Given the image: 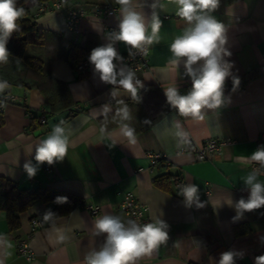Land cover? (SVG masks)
Segmentation results:
<instances>
[{
    "label": "crops",
    "instance_id": "1",
    "mask_svg": "<svg viewBox=\"0 0 264 264\" xmlns=\"http://www.w3.org/2000/svg\"><path fill=\"white\" fill-rule=\"evenodd\" d=\"M153 0H136L138 10L150 18ZM36 25L50 34L44 48H29L51 60L50 77L44 85L9 86L4 93V124L0 128V175L14 181L29 192L41 187L61 189L83 199L65 216L45 220L50 203H35L20 214L19 229L10 231L6 214L0 211V264H84L85 255L103 243V236L93 234L94 221L104 214L118 215L125 191H132L148 208L149 222L163 218L169 225L168 240L151 254L142 256L136 264H218L220 254L234 251L235 264H255L264 255V210L245 212L234 219V208L223 204L229 200L247 198L249 192L243 179L252 171L250 155L264 145V0H220L212 13L228 29L227 57L233 67L225 82V104L220 109L205 110L203 120L181 117L166 101L164 90L178 86L181 94L191 88V80L170 64V45L186 27L175 15L174 0H158L156 12L162 21L157 40L150 45V67L137 72L144 88L136 102L118 86L100 81L93 65L79 76L66 59L71 44L85 48L89 57L93 48L106 43L103 24L117 27L119 5L115 0H68L70 7L89 12L94 4L115 5V15L99 17L89 14L80 22V31L72 32L65 25L64 11L36 14L37 4L27 3ZM168 15V16H167ZM151 35V28L148 29ZM121 56L127 47L116 44ZM249 69L258 75L243 82ZM241 80L233 88L232 78ZM231 83L232 87H227ZM112 88L116 95L111 96ZM8 96L14 102L6 101ZM127 104L130 119L122 118L120 109ZM107 105L108 111H102ZM77 112L69 114L70 109ZM45 111L46 123L37 118ZM33 116L34 121L30 118ZM64 122L69 139L65 158L56 162L51 172L41 165L34 177H29L23 165H36L35 146L47 138L52 128ZM147 121L148 123H146ZM179 121L185 140L174 135L173 122ZM127 127L134 129L132 137ZM230 138L234 144L225 145L220 154L196 161L191 154H179L182 142L203 143L206 139ZM148 152L163 153L170 165L150 164ZM257 164V163H256ZM166 177L167 188L155 183ZM178 179L196 184L199 199L204 204L187 207L179 195ZM264 183V174L258 177ZM99 207L92 215L85 205ZM40 218L44 225L32 232V220ZM63 237V238H61ZM20 239H28L35 252L27 261L17 252ZM8 244L11 247H8ZM242 254V257H241Z\"/></svg>",
    "mask_w": 264,
    "mask_h": 264
},
{
    "label": "clouds",
    "instance_id": "2",
    "mask_svg": "<svg viewBox=\"0 0 264 264\" xmlns=\"http://www.w3.org/2000/svg\"><path fill=\"white\" fill-rule=\"evenodd\" d=\"M119 5L120 19L118 31L105 33L106 43L93 48L88 57L93 65L94 73L101 82L118 86L130 98L139 102L140 89L144 88L136 73L125 62L124 57L116 48L117 43L124 44L131 54V50L146 52V45L157 40L162 27V21L156 8L158 0L150 5L152 12L150 18L142 10H138L136 0H115ZM177 5L175 15L185 21L186 27L170 45L172 58L170 64L179 70L183 68V76L191 80V88L186 94H181L178 86L168 87L164 90L167 103L172 109L185 118L203 120L205 110L220 109L225 104V82L232 76V63L226 59L231 56L228 48V29L212 13L218 8L220 0H174ZM24 15V8L17 6V0H0V64L9 61L11 53L7 48L8 41L13 33L20 28L18 21ZM151 28V35L148 29ZM233 88L239 84V79L232 78ZM7 80H0V96L9 88ZM116 89L112 88L111 96H115ZM103 105L102 111H108ZM122 118L130 119L127 104L120 109ZM148 123L147 121H145ZM174 135L185 140L184 132L179 121L173 122ZM126 135L132 137L134 129L127 127ZM69 139L64 122L56 124L47 138L42 139L35 146V161H26L23 168L27 175L34 177L38 166L44 163L52 165L62 161L68 151ZM251 161L259 167L253 169L244 179L249 194L247 198L241 197L233 201L232 198L222 202L234 208L239 219L245 212L264 207V183L258 177L264 174V145L258 146L250 155ZM184 198L187 207L195 205L201 208L204 204L199 199V188L196 184H186L178 193ZM67 197L58 196L56 203H66ZM54 213L48 211L44 214L45 220H51ZM169 225L161 217H154L151 222L139 223L129 219L124 221L118 215L104 214L94 221L93 234L103 236V243L92 249L84 257V264H136L142 256L151 254L165 243L168 238ZM63 238V237H61ZM0 243H7L0 237ZM8 247H11L8 244ZM237 253L226 251L220 254L218 264H235ZM242 257V254H241ZM255 264H264V255L255 258Z\"/></svg>",
    "mask_w": 264,
    "mask_h": 264
},
{
    "label": "trees",
    "instance_id": "3",
    "mask_svg": "<svg viewBox=\"0 0 264 264\" xmlns=\"http://www.w3.org/2000/svg\"><path fill=\"white\" fill-rule=\"evenodd\" d=\"M32 1L37 9L42 2L49 0H17V6L24 8V15L18 21L20 28L10 37L7 48L11 53L8 63L0 64V80H7L10 86H37L45 91L44 85L50 77L51 60L34 52L29 48H44L49 32L36 25L35 19L31 14L30 6L27 4ZM232 1V0H229ZM66 59L75 68L78 62L85 59L88 55L85 48L80 45L71 44L66 49ZM258 75L256 69H249L242 76L243 82ZM79 76H84L79 74ZM227 87H232L231 83ZM4 102V96H0V105ZM70 109V108H69ZM77 112L71 108L69 114ZM34 121L33 116L30 117ZM3 110H0V128L4 124ZM166 177L156 178L154 181L159 187L167 188ZM67 197L66 203H56L55 198ZM50 203L52 206L47 210L54 213V217L65 216L79 205H83V199L73 193H68L61 189L41 187L35 191L21 189L17 184L0 175V211L6 214L7 225L10 231L19 229L20 214L30 209L35 203Z\"/></svg>",
    "mask_w": 264,
    "mask_h": 264
},
{
    "label": "built area",
    "instance_id": "4",
    "mask_svg": "<svg viewBox=\"0 0 264 264\" xmlns=\"http://www.w3.org/2000/svg\"><path fill=\"white\" fill-rule=\"evenodd\" d=\"M117 7L110 4H94L93 9L89 12L81 8H73L68 5V0H49L46 2H42L37 9L36 14H41L49 11H64L65 15V25L70 31L76 33L80 31V22L82 19L86 18L89 14H94L99 17H106L109 15H115ZM168 16V15H167ZM104 32L110 31H118L117 27L110 26L108 24H103ZM147 51H138L131 50V54H129V50L126 49L124 57V62L132 68L135 72H144V70L150 67L149 58H150V45H146ZM89 60L88 58L82 59L75 66V70L77 74L85 75L87 70L89 69ZM15 97L8 96L6 101L14 102ZM37 121L40 124L46 123V115L45 111L42 110L41 115L37 118ZM235 141L230 138L225 139H206L203 143L196 144L192 141L182 142L177 148V153L179 154H191L196 161H203L210 159L213 155L220 154L225 145L234 144ZM150 160V164L164 163L170 165V160L163 153L156 152H148L147 155ZM56 162L52 165H48L47 163L42 164L44 170L46 172H51L55 167ZM259 165L256 163L251 164V169L258 168ZM178 187H182L185 184V181L182 179H178L177 182ZM86 209L90 211L92 215H97L99 212L98 205L86 204ZM119 209L125 214V220L129 219L136 220L139 223H148V219L146 216V212L148 208L145 204H143L137 195H135L132 191H125L123 193V199L119 205ZM264 210V207L261 208ZM44 223L40 218H34L32 220V232L40 227H43ZM17 252L20 256H23L27 261L34 260L35 252L32 251L28 239H20L17 244Z\"/></svg>",
    "mask_w": 264,
    "mask_h": 264
},
{
    "label": "water",
    "instance_id": "5",
    "mask_svg": "<svg viewBox=\"0 0 264 264\" xmlns=\"http://www.w3.org/2000/svg\"><path fill=\"white\" fill-rule=\"evenodd\" d=\"M239 82H241V80L239 79Z\"/></svg>",
    "mask_w": 264,
    "mask_h": 264
}]
</instances>
